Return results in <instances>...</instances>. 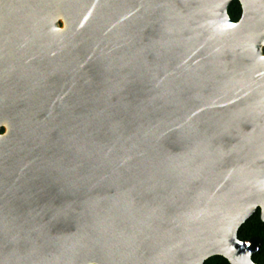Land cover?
<instances>
[{
    "label": "water",
    "instance_id": "1",
    "mask_svg": "<svg viewBox=\"0 0 264 264\" xmlns=\"http://www.w3.org/2000/svg\"><path fill=\"white\" fill-rule=\"evenodd\" d=\"M238 1L0 0V264H259L264 0Z\"/></svg>",
    "mask_w": 264,
    "mask_h": 264
},
{
    "label": "trees",
    "instance_id": "2",
    "mask_svg": "<svg viewBox=\"0 0 264 264\" xmlns=\"http://www.w3.org/2000/svg\"><path fill=\"white\" fill-rule=\"evenodd\" d=\"M227 12L232 20H237L241 13L240 3L238 0H232ZM259 236L262 238V244L257 252L251 257L253 261L264 264V221L261 220L259 209H257L238 229V237L245 240L251 236ZM203 264H230L226 258L220 255H214L207 258Z\"/></svg>",
    "mask_w": 264,
    "mask_h": 264
},
{
    "label": "flooded vegetation",
    "instance_id": "3",
    "mask_svg": "<svg viewBox=\"0 0 264 264\" xmlns=\"http://www.w3.org/2000/svg\"><path fill=\"white\" fill-rule=\"evenodd\" d=\"M232 1V0H231ZM240 8H241V6H240ZM240 15H241V13H240ZM240 17V16H239ZM235 21V20H234ZM2 131V130H1Z\"/></svg>",
    "mask_w": 264,
    "mask_h": 264
}]
</instances>
